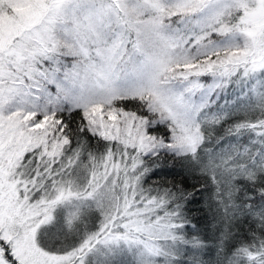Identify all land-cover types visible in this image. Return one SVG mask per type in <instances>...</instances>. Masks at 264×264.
<instances>
[{"label": "rangeland", "instance_id": "374dc122", "mask_svg": "<svg viewBox=\"0 0 264 264\" xmlns=\"http://www.w3.org/2000/svg\"><path fill=\"white\" fill-rule=\"evenodd\" d=\"M102 2L106 7L111 6L109 0ZM0 3V227H5L6 230L15 227L23 232L25 227L34 228L42 222L48 223L51 220L50 214L56 212L62 219V227L55 226L51 230L49 241H52L58 234L59 239L65 237L63 232L71 235L72 229L76 232L89 227L94 218L92 213L100 216L102 214V218L96 220L98 224L95 230L87 234V240L96 237L106 226L108 231L103 233L99 240L109 238V234H127V240L119 241L120 264H137L141 253L143 264H155L153 259L160 255V247L168 251L171 247L163 240L169 237L166 225L161 222L156 226L149 222L141 223L145 218L140 215L145 208L141 204L125 209L124 215H116L114 210H111L109 215L104 214L107 208L116 204L118 208L123 209V191L119 190L118 194L112 191L116 166L110 165V170L104 172V177H100L95 183L96 186L82 197L75 195L77 182H91L98 174L90 172L85 166L75 164L74 161L65 163L67 169L64 167L58 171L53 190L45 191L40 187V181H36V166L41 165L43 159L34 154L35 163L30 162L34 170L30 180H26L22 172H25L27 167L21 163L24 153L36 146L37 142L45 147L44 152L52 150L55 153L60 145L46 139L42 131L34 132L40 126L44 128L48 114L38 122H34L35 119L31 121L30 116L36 111L31 102L42 96L39 85L47 86V82L38 75L48 67L49 61L46 57L54 56L61 61L60 71L57 73V79L61 82L64 81L65 67L72 69L73 65H77L78 82L67 97L61 93L59 100L66 101L69 108H78L83 113L89 129L119 141V150L123 154L126 150L144 152L148 144L138 123L114 110L110 104L111 98L143 93L150 99V108L155 109L163 119L166 118L168 128L171 129L174 126L171 121L172 102L182 95L185 100L199 103L201 95L211 83L210 78L201 84V80L195 76L189 80L175 79L176 75L185 76L201 70L193 63L204 50L203 45H197L196 41V33L200 29H196V32H178L176 29L180 26L176 24L175 19L161 21L170 14L174 16V12L169 11L173 0H139L140 5L146 6L142 11H137L135 5H126L127 11H122L123 18L118 21L114 19L112 24V28L118 30L123 37V43L119 38L113 41L110 35L97 39L94 32L81 33L77 38L75 35L66 37L63 31H52L44 22L48 11L47 0H0ZM111 3H117V0H111ZM119 3H126V0H119ZM231 13L232 23L235 24L234 35L233 29L228 35L232 44L231 54L240 60L251 56L253 52L264 53V28L259 27L263 22L264 0H223L220 15L224 21L222 26L226 29L230 27V23L226 21ZM215 22L209 18L205 27H211ZM256 33L259 34V44L254 41ZM134 46L136 51L131 59L137 64L142 60L148 64L143 76L126 75L123 71L127 67L125 62L129 61L128 53H132ZM98 49L102 50L100 54ZM89 56L92 57L91 60L88 59ZM256 58L259 59V56ZM185 60L188 62L184 63ZM175 65L184 66L185 69L174 73ZM33 73L37 75L34 77ZM161 91L171 99L161 97ZM53 95L55 96V89ZM238 98L242 102L235 112L247 114L264 108V102L255 94L245 97L244 92L237 89L233 99ZM56 106L57 103L50 104L47 113ZM196 115L193 113L196 125L192 126L191 132L182 139L172 140L171 145L179 152L192 151L200 140ZM253 134L254 132L251 136ZM174 135L179 136V133ZM249 140L244 146L251 149L257 139L252 137V145ZM234 162L237 160L228 162V171L230 170V174H242L245 169L240 165L235 167ZM58 182L63 183L58 185ZM117 223L123 227L121 230ZM109 242L116 246V241ZM81 243L76 246L79 247ZM93 243L90 248L84 249L83 255L87 264H97L100 251L105 249V245L98 243L96 239ZM33 248L34 243L27 249L30 256L34 255ZM79 255L80 253H77V256ZM158 260L161 261L162 257ZM59 264L81 262L76 256L70 255L61 259Z\"/></svg>", "mask_w": 264, "mask_h": 264}, {"label": "trees", "instance_id": "16d2710c", "mask_svg": "<svg viewBox=\"0 0 264 264\" xmlns=\"http://www.w3.org/2000/svg\"><path fill=\"white\" fill-rule=\"evenodd\" d=\"M226 22H231L227 28L230 33L235 27L232 13ZM259 27L264 28V16ZM258 36L257 33L254 36L257 44ZM262 41L264 47V38ZM203 63L206 61L196 60V65ZM184 69V66L175 65L173 72ZM182 76L176 75L175 79L179 81ZM187 76L189 80L195 75L188 73ZM195 78L201 80V84L210 80ZM228 91L231 93L232 88ZM110 104L119 114L138 123L148 144L144 152L126 150L123 154L119 150V141L89 129L83 113L76 107L69 108L66 101L60 100L47 113L44 128L40 126L34 130L35 133L42 131L46 139L60 144L59 149L55 153L52 150L44 152L45 147L37 142L35 145L38 147L27 150L21 158V163L27 167L22 172L26 180H30L34 170L30 163L35 158L34 154L43 159L41 165L35 166L36 181H40V187L45 191L53 190L58 171L64 167L67 169L65 163L74 161L98 174L91 182H77L75 195L82 197L96 186L100 177H104V172L110 170L109 166L114 165L112 191L116 194L119 190L123 191V209L116 204L107 208L104 214L109 215L114 210V214L124 215L125 209L141 204L145 206L140 212L145 217L141 223L149 222L156 226L161 222L166 225L169 237L163 240L171 247L169 251L162 247L161 251L158 249L160 255L153 259L155 264H187L192 257L199 259L202 264H229V261L231 264H252V258H258L260 251L264 250L261 246L264 240V199L261 198V186L264 185V108L247 114L233 111L235 119L216 128L207 123L211 119L210 114L196 115L197 127L204 122L203 132L199 130V142H196L192 151L174 155L173 151L178 150L171 145L172 141L164 143L160 140L161 137L166 138V133L170 131L168 121L150 108L147 96L142 93L112 97ZM145 109L148 110L146 118L143 114ZM75 110L82 114H75ZM53 114L56 119H53ZM30 118L33 121L35 114ZM61 119L63 124L60 123ZM146 120H164L165 123L148 133L146 129L152 125ZM252 137L257 139L255 146L252 145ZM248 140L251 149L244 146ZM26 155L29 157L27 161ZM121 158H124L122 162H118ZM233 160H237L234 162L235 167L240 165L245 169L242 174H230L228 171V162ZM145 169L150 171L146 173ZM61 183L58 182V185ZM187 199L194 202L189 204ZM92 215L94 218L89 227L76 232L72 229L67 240L65 237L60 239L62 244L76 245L87 240L98 224L96 220L103 216ZM49 217L54 224L52 229L55 226L62 227V219L56 212ZM117 225L120 230L123 228ZM91 240V244H94L95 239ZM48 246H51V241ZM244 249L249 250L250 256L245 254ZM160 257L161 261L158 260Z\"/></svg>", "mask_w": 264, "mask_h": 264}, {"label": "snow or ice", "instance_id": "6c2138e0", "mask_svg": "<svg viewBox=\"0 0 264 264\" xmlns=\"http://www.w3.org/2000/svg\"><path fill=\"white\" fill-rule=\"evenodd\" d=\"M109 2L110 7H106L102 0H47L48 11L44 17V22L52 31H63L66 37L75 35L79 38L81 33L91 34L94 32L97 39L110 35L113 41L119 38L123 43L120 32L112 28L114 19L118 21L123 18L122 11H127L126 5H135L137 11H142L146 6L140 5L139 0H126V3L123 4H120L119 0H117V3H111V0ZM222 7L223 0H173V6L169 11L174 12V16L170 14L165 19H175L176 24L180 26L176 29L178 32L184 30L196 32V29H200L196 33V41L197 45H203L204 50L199 53L198 59L206 61V63L198 64L197 66L201 70L192 74L198 78H211V83L208 84L207 89L201 95L199 103L193 100H185L182 95L178 100L172 102L173 114L171 121L174 126L166 133V138H160L161 142L167 143L172 140H179L189 134L192 126L196 125L193 113L197 115L210 114L211 119L207 123H210L213 128L222 127L225 123L234 120L233 111L242 102L239 98L233 99L237 89L243 91L245 97L249 94H255L261 102H264V53L253 52L251 56H245L240 60L231 54L232 44L228 40L229 33L222 26L224 24L220 15ZM209 18L214 19L216 22L211 27H205L206 20ZM118 27L117 24V29ZM234 31L233 29V35ZM97 51L100 54L102 50L98 49ZM135 51L134 46L132 53H128L129 61L125 62L127 67L123 71L126 75L143 76L148 64L145 60H142L139 64L135 63L131 59ZM257 56H259V59L256 58ZM46 59L49 61L48 67L39 72L38 75L47 82V86L40 84L39 91L42 96L31 102L36 110L34 122L44 118L50 104L60 103L59 96L61 93H64L67 97L79 79V67L73 65L72 69L65 67L64 81L61 82L57 79L61 61L54 56L46 57ZM88 59L91 60L92 57L89 56ZM183 62L187 63L188 61ZM193 63H196V60H193ZM112 70L114 71V69ZM32 75L35 77L37 73ZM180 79H188V76H182ZM229 88H232L231 93L228 91ZM53 89H55V96L53 95ZM160 95L163 98L171 99L166 97L163 91L160 92ZM41 100H43V103H41ZM75 114L82 113L75 110ZM143 114L146 118L148 110L145 109ZM53 119H56L55 114H53ZM60 123H64L62 119ZM146 123L152 125L146 129L148 133H152L165 121L146 120ZM198 128L203 132L204 122H201ZM177 132L179 136L174 135ZM197 152H199V148H197ZM173 154L180 155L179 151H173ZM184 155L189 154L184 153ZM25 159L27 161L29 157L26 155ZM32 162L35 163L34 158H32ZM148 171L150 170L145 169L146 173ZM152 174L155 175V172H152ZM261 189V198L264 199V185L261 186ZM25 191H28V189H25ZM193 202L192 199H187V203ZM157 214L160 215V212ZM53 226V222L49 220L48 223L42 222L34 228L25 227L23 232L15 227H9L8 230L5 227H0V264H59L61 259H65L70 255L76 256L81 264H87L83 255L84 249L91 247L92 240L83 241L79 247L65 244L58 248V245H62L58 234L57 238L52 239L49 247V236ZM61 231L63 232V230ZM107 231L105 226L101 232L96 234V237H93L98 243L105 245V249L99 253L97 264H120L118 259L121 254L119 241L121 239L127 240V234L124 236H110L109 234V238L99 240L98 238ZM63 234L65 240H67L68 233L63 232ZM109 240L116 241V246H113ZM33 243L35 244V248L32 249L34 255L30 256L27 249L31 248ZM261 246L264 249V240L261 241ZM243 251L250 256L248 249ZM77 253H80V255L77 256ZM137 264H143L142 253L141 259L137 260ZM187 264H202V262L196 257H192ZM229 264H231V261H229ZM252 264H264V250L260 251L258 258H252Z\"/></svg>", "mask_w": 264, "mask_h": 264}]
</instances>
